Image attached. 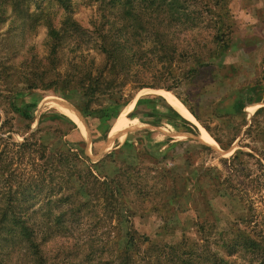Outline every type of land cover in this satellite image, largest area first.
I'll return each mask as SVG.
<instances>
[{
  "label": "rangeland",
  "instance_id": "obj_1",
  "mask_svg": "<svg viewBox=\"0 0 264 264\" xmlns=\"http://www.w3.org/2000/svg\"><path fill=\"white\" fill-rule=\"evenodd\" d=\"M40 5L44 10L53 11L54 26L62 22L61 10L51 8L48 0H42ZM9 7L5 5V13L0 17V137L3 140L0 144H8L14 157H9L15 173L10 182L12 185L27 184L31 178L40 176L36 168L38 156L27 153L23 157V150L14 146L25 140H40L47 144L50 160L53 153L61 150L76 154L79 161L74 160L70 165L87 184L84 188V183L80 182L81 185L74 187L76 183L72 182L74 189L64 188L65 193H74L83 187L72 206L79 203L84 207L77 216L70 218L72 221L67 229L45 242L42 241L46 236L45 228L38 235L37 242L42 243L48 264H101V247L106 240L117 237V245L111 249H121L130 227L140 237L139 251L143 253L150 242L174 244L183 238L188 241L199 239L201 235L193 225L195 220L208 221L216 230L226 231L246 217L245 205L255 209L257 219L264 216V112L254 119L257 110L264 107V0H228V22L232 31L227 49L214 60L213 68L201 71L195 80H183L172 91L144 88L136 92L132 85L127 86L125 92L129 102L121 112L133 105L135 113L131 121L136 118L137 121L115 132L116 136H124L123 140L128 141L114 156L105 160L104 165L98 158L105 123L84 117L79 108V94L65 96L45 87L28 91L23 81L25 76L32 77L28 74L30 70L39 76L43 73L45 80L57 75L80 76L89 71L96 74L103 63L98 41L91 33L101 25L98 4L72 0V18L87 33L75 40L68 39L62 45L56 66L48 60V28L42 21L33 22L28 17L36 11L37 4H21L15 11ZM205 27L202 23L201 28ZM206 32L191 41V48L193 45L198 48L195 51H204L202 37ZM183 46L190 45L185 43ZM53 67L55 70L52 71ZM149 84H152L151 80ZM159 91L185 99L198 116L199 121L194 118L195 121L214 143L204 142L198 126L184 120ZM243 92L252 94L253 99L237 112L233 101ZM53 102L64 104L76 113L81 125L74 124L59 112ZM23 108L30 119L17 113ZM53 114L64 116L70 123L51 121L48 117ZM114 121L109 123L111 132ZM37 129L40 131L35 135ZM163 150L165 153L160 155ZM240 152L244 154L240 156L242 163L235 167L237 173H232L229 166L233 156ZM88 169L100 180L118 172L126 191L117 196L118 200L105 205L99 189L87 181L85 173ZM125 172L133 178L125 180ZM64 177L62 170H54L45 174V185L40 186L44 192L50 186L56 193V186ZM210 178L216 185L210 183ZM140 188L151 195H136ZM172 194L177 200L170 203ZM43 197L44 193L39 201H33L34 209L45 205L47 199ZM51 207L54 213L58 206L52 204ZM154 207L163 208L152 211ZM144 239L146 243H142ZM106 250L102 256L104 260ZM214 250L225 256L221 249L215 247ZM240 259L254 264L248 255Z\"/></svg>",
  "mask_w": 264,
  "mask_h": 264
},
{
  "label": "trees",
  "instance_id": "obj_2",
  "mask_svg": "<svg viewBox=\"0 0 264 264\" xmlns=\"http://www.w3.org/2000/svg\"><path fill=\"white\" fill-rule=\"evenodd\" d=\"M87 1L98 4L101 11V27L98 26L91 32L98 41L99 53L103 55V63L96 74L93 75L89 71L80 76L57 75L45 80L43 73L39 76L37 72L30 70L28 74L32 77L25 76L23 81L24 88L28 91L45 87L71 97L77 92L81 104L79 108L84 117L97 118L101 123H105L104 137L110 129L109 123L116 119L129 102L125 92L128 85H132L136 92L144 88L172 91L177 89L183 80H195L201 71L213 68L214 60L227 49L232 31V25L228 22L230 16L228 0ZM41 2L42 0H0V17L5 13V5H10L9 9L15 11L20 9L21 4L27 6L30 3L37 4L36 11L28 17L32 18L33 22L42 21L48 28V60L49 64L56 66L57 54L62 45L68 39H78L87 32L72 18V0H48L51 8L61 10L64 15L62 22L57 26L52 22L53 11L44 10ZM202 23H205L206 29L201 28ZM201 32H206V36L202 37L204 51L197 52L195 50L198 48L195 45L191 48V41ZM185 43L190 46L184 47ZM60 78L62 80H59ZM149 80L152 84H149ZM177 98L198 120L193 107L185 99L179 96ZM252 99L253 95L250 93L243 92L241 95L239 93L233 101V107L240 112L241 108L252 102ZM263 112L264 107L257 110L254 119ZM17 113L25 119H30L25 108L17 110ZM173 113L176 115L174 111ZM48 119L70 123L61 115L53 114ZM38 131L40 130L35 131V135L39 133ZM2 141L0 137V143ZM215 141L221 145L219 140ZM0 145H3L0 148V264H48L41 249L42 243L37 242L41 230L45 228L46 236L42 238L45 242V239L48 240L62 229L66 230L68 223L72 221L70 218L77 216L84 207V204L79 203L72 206L82 188L87 187L83 178L81 180L78 170L70 165V162L79 161L80 158L70 150H61L53 153L50 160L47 144L40 140L34 142L25 140L14 146L18 148L17 150H23L21 155L23 157L27 153L38 156L39 162L35 167L40 176L31 178L27 184L12 185L10 181L15 176L12 161L14 157L8 149V144ZM115 152L101 160V163L104 162L102 165L105 164V160L114 156ZM242 155L244 154L236 153L233 156L229 166L232 173H237L235 167L241 162ZM57 169L62 170L66 177L57 184L56 193L50 186L44 192L40 185H45L43 181L45 174ZM117 173L113 172L111 178L104 177L103 180L93 176L90 169L85 173L88 183L99 189L100 198L105 205L118 200L117 196L125 190L126 185L118 178ZM123 176L125 180L133 178L127 172L123 173ZM72 182L76 183L75 186ZM80 182H83L84 186L73 191L74 193L64 192V188L71 190L73 186L81 185ZM210 183L215 184L213 178ZM141 190L137 189L135 194L140 197L151 195ZM43 193L47 199L45 205L34 209L33 201L36 199L39 201ZM54 196L55 201L51 200ZM175 200L177 197L172 194L169 202ZM52 204L58 206L55 207L54 213L50 209ZM64 205L67 208L62 209L61 206ZM162 208L154 207L152 211ZM245 210L246 217L229 226L226 231L216 230L208 221L195 220L193 225L201 235L199 239L188 241L183 238L174 244L150 242L143 252L145 254L139 251L140 237H137L136 232L130 227L126 243L121 249H111V246L117 245V237L114 240L110 238L106 240L101 247V264H248L240 259L245 255L251 257L254 264H264V216L257 219L255 209L251 205H245ZM38 218L42 221L38 222ZM146 242L144 239L142 243ZM212 245L221 249L225 256L215 251ZM132 247L135 250H132ZM105 248L107 256L104 260L102 256Z\"/></svg>",
  "mask_w": 264,
  "mask_h": 264
},
{
  "label": "bare ground",
  "instance_id": "obj_3",
  "mask_svg": "<svg viewBox=\"0 0 264 264\" xmlns=\"http://www.w3.org/2000/svg\"><path fill=\"white\" fill-rule=\"evenodd\" d=\"M159 95H161L166 102L172 106L179 114H181L183 117H185L186 119L190 120L191 122H193L194 124H196L199 128L200 131V136L202 138V140L206 143H214L213 139L208 135V133L201 128L197 122L195 121V119L193 118V116L186 110V108L183 106V104L177 99L175 98V96H173L171 93L166 92V91H159L158 92ZM134 102V101H133ZM59 112H61L62 114L67 115L69 118H71L74 122H76L79 126L81 125V121L79 119V116L74 113L73 111L69 110L64 104L61 103H52ZM134 104V103H132ZM133 105H130L126 108V110L122 113V115L119 117V119L117 120V122H115V125L112 128V132L111 134H114L115 132L119 131L121 128H126L128 127V122L125 118L126 114L132 109ZM250 109V108H249ZM248 109V110H249ZM251 110V109H250ZM137 120H132L131 124L136 122ZM124 136H122L119 140H123Z\"/></svg>",
  "mask_w": 264,
  "mask_h": 264
},
{
  "label": "crops",
  "instance_id": "obj_4",
  "mask_svg": "<svg viewBox=\"0 0 264 264\" xmlns=\"http://www.w3.org/2000/svg\"><path fill=\"white\" fill-rule=\"evenodd\" d=\"M185 107V106H184ZM186 108V107H185ZM186 110L188 111V109L186 108ZM124 112V111H123ZM119 113V115L116 117L114 122H117V120L119 119V117L122 115V113ZM189 112V111H188ZM135 112H133V107L132 109L126 114L125 118L128 122V127L131 124V118H133V114ZM178 113V112H177ZM190 113V112H189ZM179 114V113H178ZM191 114V113H190ZM65 115V114H64ZM184 120H188L185 117H183L181 114H179ZM192 115V114H191ZM67 116V115H66ZM194 118V117H193ZM71 119V118H70ZM72 120V119H71ZM137 120V118H136ZM73 121V120H72ZM189 122H191L190 120H188ZM74 122V121H73ZM74 124H76L74 122ZM114 125V123L112 124ZM113 128V127H112ZM130 129V128H129ZM111 130V129H110ZM108 131L105 133V137L103 138V140H101V143H103L101 149H100V156L98 158V160H103L107 157V155H109L112 152H115L119 149L120 146H122L124 143H126L128 140H119L120 138L118 136H116V133L111 134V131ZM126 134V132H125ZM163 144V143H161ZM160 144V145H161ZM162 146V145H161ZM168 149V148H167ZM163 153H165V150H163ZM161 155V154H160Z\"/></svg>",
  "mask_w": 264,
  "mask_h": 264
}]
</instances>
